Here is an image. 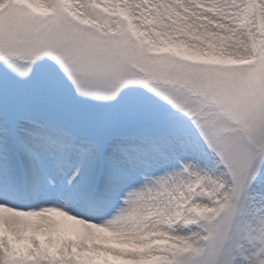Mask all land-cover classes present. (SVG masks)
<instances>
[{
  "label": "snow or ice",
  "instance_id": "snow-or-ice-1",
  "mask_svg": "<svg viewBox=\"0 0 264 264\" xmlns=\"http://www.w3.org/2000/svg\"><path fill=\"white\" fill-rule=\"evenodd\" d=\"M0 264H264V0H0Z\"/></svg>",
  "mask_w": 264,
  "mask_h": 264
}]
</instances>
